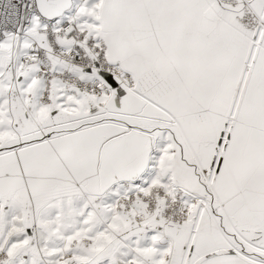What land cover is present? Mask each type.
I'll list each match as a JSON object with an SVG mask.
<instances>
[{
    "label": "snow or ice",
    "instance_id": "obj_1",
    "mask_svg": "<svg viewBox=\"0 0 264 264\" xmlns=\"http://www.w3.org/2000/svg\"><path fill=\"white\" fill-rule=\"evenodd\" d=\"M0 264H264V0H0Z\"/></svg>",
    "mask_w": 264,
    "mask_h": 264
}]
</instances>
